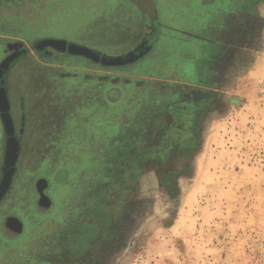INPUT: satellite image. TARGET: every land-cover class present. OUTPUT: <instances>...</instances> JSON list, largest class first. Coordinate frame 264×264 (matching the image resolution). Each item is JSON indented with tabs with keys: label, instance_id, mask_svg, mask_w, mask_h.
Masks as SVG:
<instances>
[{
	"label": "rangeland",
	"instance_id": "374dc122",
	"mask_svg": "<svg viewBox=\"0 0 264 264\" xmlns=\"http://www.w3.org/2000/svg\"><path fill=\"white\" fill-rule=\"evenodd\" d=\"M152 1L155 37L183 27L186 0ZM143 4L0 0V74L14 49L26 59L8 84L15 113L0 121L8 136L28 123L0 264H264V82L197 103L190 91L210 84L147 79L171 76L169 63L140 77L130 58L103 71L69 53L73 44L111 60L127 54L142 38ZM47 48L51 61L40 55ZM47 72L78 79L48 94ZM99 75L132 84L96 93Z\"/></svg>",
	"mask_w": 264,
	"mask_h": 264
},
{
	"label": "crops",
	"instance_id": "0c3cea01",
	"mask_svg": "<svg viewBox=\"0 0 264 264\" xmlns=\"http://www.w3.org/2000/svg\"><path fill=\"white\" fill-rule=\"evenodd\" d=\"M142 1L147 20L141 35H154L153 1ZM182 3L184 11L180 21L183 27L179 31L167 27L165 30L169 34L157 36L155 46L147 53L144 69H136L132 61V68L138 71L136 75L141 77L156 62L160 66L169 63L173 71L171 76L149 75L147 79L178 82L186 87L210 84L212 89L209 91L215 96L216 92L230 94L237 88L240 93L247 94L250 92L246 88L248 85L259 87L264 82V0H186ZM140 42L125 51V55L138 53ZM178 52H185L181 61ZM121 56L112 60L123 59ZM243 87L246 90L242 91Z\"/></svg>",
	"mask_w": 264,
	"mask_h": 264
},
{
	"label": "flooded vegetation",
	"instance_id": "af4514ba",
	"mask_svg": "<svg viewBox=\"0 0 264 264\" xmlns=\"http://www.w3.org/2000/svg\"><path fill=\"white\" fill-rule=\"evenodd\" d=\"M152 29V28H151ZM141 42L140 44L137 46L140 48V50L137 52H132L130 53V55L127 57L126 55H123L121 57H123V59L126 58H130V60H132L133 62H135L134 64H136V66L140 65L139 67L143 68L144 65V61H146L145 59L148 56V51L155 46L156 42H157V36L155 37V35H152L150 33H146V34H142L141 35ZM149 41V42H147ZM145 42V43H144ZM136 47V48H137ZM87 48V46H86ZM136 48H134L133 50H135ZM22 48L19 49H14L13 53L11 54V56H9V61L8 63H6V68L4 73L0 74V106H2V110L0 111V116L1 115H6L8 111L10 110V114L12 116L13 113H15V109L12 105V102L10 100V96H9V88H8V84H9V80L11 78V72H12V68L13 70L15 68H17L18 66H20L21 62H23L24 60H26L25 54L22 52ZM96 54L100 55L101 58H103L104 56L102 54H99L96 50H93ZM40 55L42 56L43 60L45 61H51L55 55L56 52L54 51V49L51 48H47L46 50L42 51L40 53ZM61 55V54H59ZM63 55V54H62ZM65 55V54H64ZM18 57V58H16ZM46 58V59H44ZM77 59V61H82V62H86V63H90V65L95 66L96 68H100L103 71H108L110 69H115V68H109L106 65H102L101 62H94L88 58L85 57H75ZM134 67V66H133ZM124 70V72L127 73L126 68H122ZM52 73V72H51ZM42 78H44V80H41V83L44 87L47 88L48 90V94H51V92L49 93V89L53 88L52 85L58 82H63L65 80H77L78 77L77 75H72V74H49L48 72L46 73V75H42ZM85 80L87 81H91V77H84ZM24 79H20V81H23ZM96 85H95V92H99L100 90L104 89L105 87H107L108 85L112 86V89H115L117 91L122 92V88H120L119 85H124V87H126V89L129 87V85L132 84L131 81H129L128 79L125 78H120V77H115V78H111L105 75H99L97 76L96 79ZM43 81V82H42ZM56 81V82H55ZM54 82V83H53ZM40 82L39 81H35V86H37ZM40 83V84H41ZM54 84V85H55ZM142 84H144V82H140V81H135L134 86L136 87H140L142 86ZM160 90H166V86H161ZM124 89V88H123ZM198 91V92H205V93H211L210 91H204V90H191L190 94L191 97L194 99L193 97V92ZM167 92V91H166ZM215 96V95H214ZM213 96V97H214ZM212 98V97H211ZM208 100L209 98H203L198 102H203L204 100ZM2 112V113H1ZM21 115H25L24 112L20 113ZM24 121H21L18 123L15 122L16 125V132L14 133V135L11 134V136H8V130L7 128H5V124L6 123H2L0 121V127H1V132H0V220L1 217L4 214V209L6 206H8V200H9V204L10 201L13 200V198H15L16 196L19 195V192L21 190L20 186H21V166L22 163H25V156L28 158V155H25L24 153V142L26 141V139H28V123L26 121V119H22ZM35 126V125H34ZM34 126H32V130H36V128H34ZM7 130V132H6ZM10 137H11V141H10ZM25 155V156H24ZM14 193V195H12ZM9 195H12V197H9Z\"/></svg>",
	"mask_w": 264,
	"mask_h": 264
},
{
	"label": "water",
	"instance_id": "95a60500",
	"mask_svg": "<svg viewBox=\"0 0 264 264\" xmlns=\"http://www.w3.org/2000/svg\"><path fill=\"white\" fill-rule=\"evenodd\" d=\"M47 45H50L54 48H57V44H66V42H57V41H48L46 42ZM69 53L73 54V55H77V56H82L85 58H88L94 62H101L102 65H106V66H110V65H115L117 64V62L122 61V58L119 59H115V60H111L108 58H101L100 55L96 54L94 51L86 48V47H82V46H77V45H69ZM214 94L211 93H205V92H198L195 91L193 92V97L195 101H199L203 98H211L213 97Z\"/></svg>",
	"mask_w": 264,
	"mask_h": 264
}]
</instances>
